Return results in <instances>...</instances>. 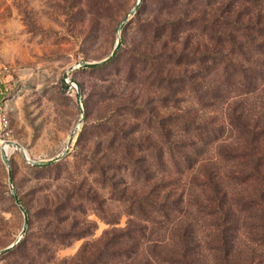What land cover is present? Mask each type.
<instances>
[{
  "label": "rangeland",
  "instance_id": "374dc122",
  "mask_svg": "<svg viewBox=\"0 0 264 264\" xmlns=\"http://www.w3.org/2000/svg\"><path fill=\"white\" fill-rule=\"evenodd\" d=\"M0 99V264H103L77 252L129 218L157 257L182 234L185 264H264L237 157L264 127V0H0Z\"/></svg>",
  "mask_w": 264,
  "mask_h": 264
},
{
  "label": "trees",
  "instance_id": "16d2710c",
  "mask_svg": "<svg viewBox=\"0 0 264 264\" xmlns=\"http://www.w3.org/2000/svg\"><path fill=\"white\" fill-rule=\"evenodd\" d=\"M104 64L106 63L100 65H91V67H100ZM232 74L234 75V73ZM236 77L237 80L233 81L235 86L238 89H240V87L243 88L240 89L241 91L237 92L249 93L254 89L259 88L258 86L250 88V85L246 81V76L243 72L237 73ZM226 87L229 88L230 86ZM224 90L226 91L227 89ZM248 125H251L248 121L247 125L242 124L241 133L243 134L242 136L246 141V149L242 150L241 153L237 155V157L242 161H245V163L248 165V167L242 171V177L248 181L252 180V182L255 184L260 185V187H258L256 198L251 201L257 210L264 212V201H258L257 199L260 194L264 193V149H262L264 147L262 146V143H264V127L257 131L255 127H250L249 129ZM203 128L204 131L202 130V133L206 134L207 127L203 125ZM213 132L214 131H212V134H214ZM202 133H197L201 139ZM258 141L260 142L257 143ZM143 198L144 199H138L137 207L135 209L129 208V210L126 211V214L134 216L140 220L149 221V216L151 213L149 208L153 205V201H147L148 198ZM148 211L150 213H148ZM108 222L111 224L114 223V221ZM133 223V220L129 218L128 225H126L124 229L111 228L104 231L99 240V243H101V248L95 247L94 244H84L77 252L78 254L76 256L80 258L84 253L88 252L92 258L91 262L102 258L103 264H164L165 262L185 264V261H182L180 257L184 256V254H187L188 246L186 241H184L182 234L181 243L179 248L174 251V257H165V255L157 257V243L153 244V239L146 238L147 228L144 225H133ZM24 243L25 240H21V243L16 246V249ZM36 251H39V249H36Z\"/></svg>",
  "mask_w": 264,
  "mask_h": 264
},
{
  "label": "built area",
  "instance_id": "2783aa9c",
  "mask_svg": "<svg viewBox=\"0 0 264 264\" xmlns=\"http://www.w3.org/2000/svg\"><path fill=\"white\" fill-rule=\"evenodd\" d=\"M3 104L1 103L0 99V134L2 133H7V120L5 118V113L3 110V107H1Z\"/></svg>",
  "mask_w": 264,
  "mask_h": 264
},
{
  "label": "water",
  "instance_id": "95a60500",
  "mask_svg": "<svg viewBox=\"0 0 264 264\" xmlns=\"http://www.w3.org/2000/svg\"><path fill=\"white\" fill-rule=\"evenodd\" d=\"M88 64H91V63H87V62H85V63H81V65H88ZM23 155H24V157L26 158V154L23 152ZM6 160V159H5ZM52 160H54V159H52ZM51 160V161H52ZM34 162V161H33Z\"/></svg>",
  "mask_w": 264,
  "mask_h": 264
},
{
  "label": "bare ground",
  "instance_id": "6f19581e",
  "mask_svg": "<svg viewBox=\"0 0 264 264\" xmlns=\"http://www.w3.org/2000/svg\"><path fill=\"white\" fill-rule=\"evenodd\" d=\"M5 145H8V144L6 143ZM5 145H3V149H4V146H5ZM3 149H2V150H3ZM3 151H4V150H3Z\"/></svg>",
  "mask_w": 264,
  "mask_h": 264
}]
</instances>
